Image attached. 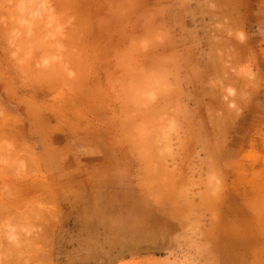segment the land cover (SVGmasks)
I'll return each instance as SVG.
<instances>
[{"label":"rangeland","instance_id":"374dc122","mask_svg":"<svg viewBox=\"0 0 264 264\" xmlns=\"http://www.w3.org/2000/svg\"><path fill=\"white\" fill-rule=\"evenodd\" d=\"M236 259L264 264V0H0V264Z\"/></svg>","mask_w":264,"mask_h":264},{"label":"crops","instance_id":"0c3cea01","mask_svg":"<svg viewBox=\"0 0 264 264\" xmlns=\"http://www.w3.org/2000/svg\"><path fill=\"white\" fill-rule=\"evenodd\" d=\"M146 221V220H145ZM139 230L134 233L124 234L125 244L130 248L129 251H135L140 246L157 245L163 248L165 242L169 239L170 234L174 230L173 225L167 222H157L155 226L149 227L141 223ZM169 235V236H168ZM236 263L239 264L236 259Z\"/></svg>","mask_w":264,"mask_h":264}]
</instances>
